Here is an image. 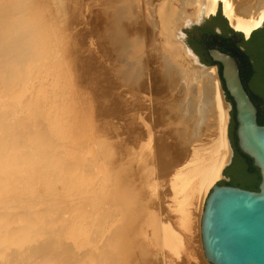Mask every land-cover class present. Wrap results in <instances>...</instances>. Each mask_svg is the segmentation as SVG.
<instances>
[{
  "label": "bare ground",
  "instance_id": "6f19581e",
  "mask_svg": "<svg viewBox=\"0 0 264 264\" xmlns=\"http://www.w3.org/2000/svg\"><path fill=\"white\" fill-rule=\"evenodd\" d=\"M127 1L108 0L110 17L105 20L102 37L109 42L112 59L121 63L122 79L136 71V85L142 87L141 65L125 56L135 51L139 57L136 50L146 46L144 36L150 33L155 38L159 32L158 5L165 0L150 1L155 16L147 15L148 25L135 11L138 0ZM218 1L229 25L246 36L264 17V0H206L204 15L214 14ZM23 7L14 0H0V264H123L128 253L123 203L129 200L126 196L110 198L118 176L115 181L110 178L112 182L109 173H95L104 156L99 160L90 154L87 120L75 110L65 63L56 55L51 37L46 34L50 39L39 45L42 36H31L33 25H29L35 14ZM195 8L196 4L185 7V13ZM163 49L161 55L155 49L146 51L152 78L168 89L178 88L180 79L189 81L183 85L184 97L175 106L165 104L169 118L181 124L174 127L176 138L170 147L174 153L171 193L176 197L178 189L185 193L183 188L189 185L186 189L190 195L205 193L221 177L228 161L229 106L223 98L216 65L192 69L188 65L184 71L177 63L186 57L183 51L178 57L165 46ZM163 146L159 145L165 151L169 149ZM185 194L181 195L185 197L182 203L178 197L172 198L177 206L186 201L183 206L187 213L190 200ZM201 214L202 210L200 218ZM181 216L183 220L189 214ZM162 227L165 237L158 231L154 239L162 234L165 245L177 244L179 248L182 243L179 246L178 235Z\"/></svg>",
  "mask_w": 264,
  "mask_h": 264
},
{
  "label": "rangeland",
  "instance_id": "374dc122",
  "mask_svg": "<svg viewBox=\"0 0 264 264\" xmlns=\"http://www.w3.org/2000/svg\"><path fill=\"white\" fill-rule=\"evenodd\" d=\"M139 1L142 3L141 6L137 5L140 4ZM150 1H148L149 4L146 0L135 2V11L143 18L145 25L149 24L147 15L155 16ZM153 1L156 2V0ZM14 3H21L24 5L23 9L30 11L32 16L35 14L31 17L29 25V28L33 25L30 28L32 32L29 30L32 33L31 36L37 33L42 36H38L41 38L39 39L41 43L38 40L39 45L45 39L46 41L50 39L47 37H51V41L53 40L51 43L57 47L54 48L56 55L65 63V78L69 80L72 87L71 97L76 103L75 110L87 120L88 146H92L91 153H88L98 155L95 159L103 158L100 161L103 164L106 161L107 164H101L102 166L100 165L99 169L96 168L95 173L98 175L109 173V179L113 180L118 176L116 179L119 182L115 181L116 179L115 182L110 179L115 183L110 198L117 200L120 196H126L129 200L123 203V226L128 234V241H126L128 253L123 264H211L204 256L199 216L210 188L205 193L202 191L197 195L193 193L195 196L192 193L190 195L186 189H189L190 185L185 188L186 190L182 187L185 193L186 191L189 193L187 195L182 189H178L176 191L179 192L178 195L185 194L187 200H190V205L188 201L186 205L188 210L190 208L187 213H185L186 207L183 206L186 201L183 202L184 204L178 202V206L182 205L185 209L183 214L182 209H179L181 206L178 207L177 200L174 199L178 197V201L182 203L185 197L182 199L181 196L179 200L176 193V197L174 193H171L173 191L170 188L173 189V186L169 185L172 184L171 173L174 168V160H172L174 153L170 147L175 142L174 131L181 124L169 118L170 113L165 108V104L172 103L175 106L180 97H184L186 91L183 92L185 90L183 85L184 83L186 85L188 80L180 79L178 88L181 90H179L177 86L168 89L157 78H152V64L148 61V53L155 49V52L161 55L164 50L162 34L156 32L155 38H152L148 32L149 35L143 38L146 46L136 50L139 57L135 51L125 56L134 64L141 65L144 71V86L138 87L136 71L131 77L122 79L121 63L112 59L109 42L102 37L105 20L107 21L110 17V13H107L110 10L108 0H14ZM220 13L222 15L221 8ZM34 25L37 29L33 32ZM21 47L23 48L24 45ZM21 47L19 46L20 49ZM147 50L149 52H146ZM177 61L184 71L188 65L191 69L201 67L191 63L186 57ZM225 102L229 106L226 100ZM204 136L208 137V134ZM163 144L169 146L167 151L162 148ZM100 152L101 155H99ZM102 155L104 157L100 158ZM219 179L228 181L227 177ZM180 191L183 194H180ZM181 214L192 216L187 221L188 217L182 220ZM163 224L181 238L176 240L179 246L182 243L179 248L177 244L173 245L178 248V252L175 247L172 250L173 246L169 244V241L166 243L169 244L168 246L163 243L165 241H162V234L158 239H154L158 231L163 233L160 229ZM164 226L162 229H165Z\"/></svg>",
  "mask_w": 264,
  "mask_h": 264
},
{
  "label": "water",
  "instance_id": "95a60500",
  "mask_svg": "<svg viewBox=\"0 0 264 264\" xmlns=\"http://www.w3.org/2000/svg\"><path fill=\"white\" fill-rule=\"evenodd\" d=\"M205 2L206 0H165L157 9L159 33L164 36V46L178 57H181L180 51H183L191 63L202 67L210 64L204 62L202 55L187 43L185 30L202 25L211 16L220 13L218 1L216 12L204 15ZM193 4H196L194 12L186 14L185 7ZM229 27L237 31L230 25ZM263 27L264 17L260 25L247 36L243 32H237L248 39L253 31ZM208 55L215 65L220 64L225 90L233 101L232 105L222 89L216 65L224 98L229 103L226 129L229 153L228 161L221 170V177H226L223 170L236 155L230 140L234 107L237 146L258 168L260 182L257 191L220 185L223 179L217 180L210 187L204 199L200 220L204 256L211 264H264V125L258 123L257 107L244 86L236 58L218 47L209 48ZM251 61L254 62L253 59ZM254 72L253 75L244 74V79L248 90L257 99L259 108L263 109L264 85L255 78L259 73L257 65H254Z\"/></svg>",
  "mask_w": 264,
  "mask_h": 264
},
{
  "label": "trees",
  "instance_id": "16d2710c",
  "mask_svg": "<svg viewBox=\"0 0 264 264\" xmlns=\"http://www.w3.org/2000/svg\"><path fill=\"white\" fill-rule=\"evenodd\" d=\"M217 28H219V31H217ZM185 33L187 35V43L196 52L202 55L204 62L207 64L215 65L208 55V49L212 47H218L222 51L229 52L236 58L244 86L257 107L258 123L264 125V108H259L257 99L248 90L244 79V74L248 76L255 73L254 65H257L259 67V73L257 76L255 75V78H257L259 83L264 85V27L253 31L248 39H244L239 32L232 30L228 26L226 18L220 13H217L215 16H211L202 25L193 26L189 30H185ZM251 59H253L254 62H252ZM216 65L222 89L227 99L230 100L233 105V101L225 90L221 78V66L218 63H216ZM231 117L233 126L230 129V140L236 155L231 163L223 170L228 181L223 180L219 184L238 186L257 191L260 182L259 170L253 165L252 159L243 154L237 146L234 107Z\"/></svg>",
  "mask_w": 264,
  "mask_h": 264
}]
</instances>
